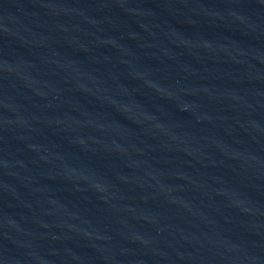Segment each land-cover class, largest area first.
I'll return each mask as SVG.
<instances>
[{"label": "water", "instance_id": "obj_1", "mask_svg": "<svg viewBox=\"0 0 264 264\" xmlns=\"http://www.w3.org/2000/svg\"><path fill=\"white\" fill-rule=\"evenodd\" d=\"M0 264H264V0H0Z\"/></svg>", "mask_w": 264, "mask_h": 264}]
</instances>
